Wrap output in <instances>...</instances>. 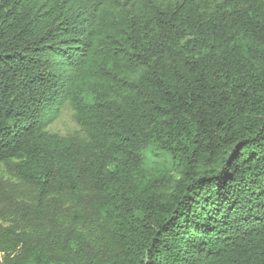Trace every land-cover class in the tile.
Masks as SVG:
<instances>
[{
	"label": "trees",
	"instance_id": "16d2710c",
	"mask_svg": "<svg viewBox=\"0 0 264 264\" xmlns=\"http://www.w3.org/2000/svg\"><path fill=\"white\" fill-rule=\"evenodd\" d=\"M11 161L0 264H264V0H0Z\"/></svg>",
	"mask_w": 264,
	"mask_h": 264
},
{
	"label": "rangeland",
	"instance_id": "374dc122",
	"mask_svg": "<svg viewBox=\"0 0 264 264\" xmlns=\"http://www.w3.org/2000/svg\"><path fill=\"white\" fill-rule=\"evenodd\" d=\"M48 131L75 144L76 155L83 175L84 194L91 197L92 188L87 184L85 176L88 162L80 148V144L85 141L86 135L75 123L72 110L64 107L57 120L49 126ZM16 165L17 161L0 164V221L5 226H12L17 230H21L24 225H29L27 216H25L26 207L31 205L35 190L33 186L26 185L17 178ZM38 230L39 234L41 230Z\"/></svg>",
	"mask_w": 264,
	"mask_h": 264
}]
</instances>
